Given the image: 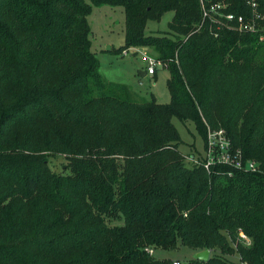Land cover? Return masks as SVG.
Returning a JSON list of instances; mask_svg holds the SVG:
<instances>
[{
  "label": "trees",
  "instance_id": "trees-1",
  "mask_svg": "<svg viewBox=\"0 0 264 264\" xmlns=\"http://www.w3.org/2000/svg\"><path fill=\"white\" fill-rule=\"evenodd\" d=\"M255 1L0 0V264H174L155 250L180 245L213 252L182 264H236L231 253L264 264ZM105 4L125 10V44L112 50L152 49L170 73L169 102L136 100L101 73L89 16ZM168 11L169 31L146 33ZM174 117L193 122L205 148L208 127L223 128L258 169L188 164Z\"/></svg>",
  "mask_w": 264,
  "mask_h": 264
},
{
  "label": "rangeland",
  "instance_id": "rangeland-1",
  "mask_svg": "<svg viewBox=\"0 0 264 264\" xmlns=\"http://www.w3.org/2000/svg\"><path fill=\"white\" fill-rule=\"evenodd\" d=\"M174 16L173 11L166 12L159 21L150 20L146 33L165 34L169 31V22ZM92 28L91 41L92 50L101 61V73L112 82L126 84L136 100H151L156 98L160 103L170 101V92L167 87V80L170 76L169 70L157 64V73H148V57L155 58V53L149 47L131 48L117 53L112 48H119L125 44V10L123 6L109 4L92 5V12L89 16ZM173 122L181 134L179 149L187 155V163L195 164L189 160L190 156L204 154L205 141L197 131L195 124L191 121L182 122L174 117ZM66 159L63 155L50 158V166L57 172L63 171V164ZM235 245V244H234ZM198 252L180 245L176 249H156L157 258H171L185 263L195 258ZM213 252L210 253V255ZM230 254L232 261H236Z\"/></svg>",
  "mask_w": 264,
  "mask_h": 264
},
{
  "label": "built area",
  "instance_id": "built-area-1",
  "mask_svg": "<svg viewBox=\"0 0 264 264\" xmlns=\"http://www.w3.org/2000/svg\"><path fill=\"white\" fill-rule=\"evenodd\" d=\"M252 8L254 10L258 9V4L255 0H249ZM220 4H215L212 9L220 8ZM208 13L205 12V15ZM256 17H261L259 13L256 14ZM229 20H237L241 25L240 28L245 30H256L254 24L246 22L243 16L236 17L234 14L230 13L227 15ZM264 31V28H263ZM262 36L261 39H263ZM148 73L155 74L157 72V64H160L155 58L148 57ZM190 161L197 165H203L207 170H210L212 166L216 164L229 165L233 168L243 170V171H256L258 169V164L251 159H246L241 151L233 146L230 138L228 137L226 131L223 128L212 129L208 127V134L206 140V148L204 154L201 157L190 156ZM241 238L246 242L250 243V239L243 232L240 233ZM153 253V249L149 250ZM234 256L236 257V264H250L248 261L244 260L242 256L237 253ZM174 264H182L180 260H175Z\"/></svg>",
  "mask_w": 264,
  "mask_h": 264
},
{
  "label": "water",
  "instance_id": "water-1",
  "mask_svg": "<svg viewBox=\"0 0 264 264\" xmlns=\"http://www.w3.org/2000/svg\"><path fill=\"white\" fill-rule=\"evenodd\" d=\"M209 257H210V251L209 250H201L196 255V258H199L201 260H207Z\"/></svg>",
  "mask_w": 264,
  "mask_h": 264
}]
</instances>
